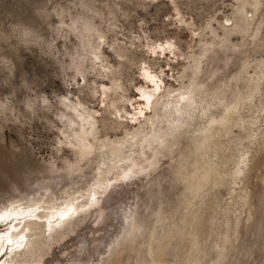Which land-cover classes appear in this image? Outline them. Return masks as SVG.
I'll list each match as a JSON object with an SVG mask.
<instances>
[{"label": "rangeland", "instance_id": "rangeland-1", "mask_svg": "<svg viewBox=\"0 0 264 264\" xmlns=\"http://www.w3.org/2000/svg\"><path fill=\"white\" fill-rule=\"evenodd\" d=\"M260 1L258 11L248 7L249 15H255L252 30L237 29L227 38L223 26L234 27L231 23L239 21L237 0H0V206L17 199L64 206L94 187L101 158L83 161L74 171L77 155L72 147L74 131L90 128L83 119L91 113L100 139L121 140L146 118L157 117L182 82H202L211 92L225 83L234 86L244 62L264 59L263 49L254 50L264 42V0ZM98 41L105 64L119 71L114 76L95 64ZM155 44L174 46L160 50ZM195 56L200 63L193 73ZM103 82L118 85V94H104ZM143 91L152 92L156 102L148 105ZM114 99L133 119L115 118ZM256 109L245 114H257L255 128L263 130L264 112ZM178 152L162 159L160 177L129 175L117 182L102 197V208L55 242L37 264L101 263L111 249L125 243L134 216L145 223L160 205L168 213L175 210L183 185L173 179L169 164L175 163ZM263 160L264 151L253 154L247 181L251 203L230 213L241 223L221 264H264V165L259 169ZM231 191L229 186L219 189L222 207L231 201ZM216 219L221 232L226 217L221 212ZM215 255L214 251L209 256L210 264ZM167 258V264H178L172 254ZM135 261L134 255L131 264Z\"/></svg>", "mask_w": 264, "mask_h": 264}, {"label": "bare ground", "instance_id": "bare-ground-1", "mask_svg": "<svg viewBox=\"0 0 264 264\" xmlns=\"http://www.w3.org/2000/svg\"><path fill=\"white\" fill-rule=\"evenodd\" d=\"M237 1L239 21L231 23L234 27L223 26L227 38L237 29L251 31L255 15H249L248 7L256 12L261 4L260 0ZM85 27L92 31L89 24ZM104 36L99 35V38ZM100 45L98 41L97 50H93L95 64L107 68L114 76L118 69L105 64L107 58ZM150 46L152 49L153 45ZM260 49L264 50L263 41L254 50ZM193 60L197 66L192 72L196 73L200 59L195 56ZM185 73L187 71L182 78L186 77ZM233 80L234 86L228 88L225 83L212 92L202 82L187 85L182 82L181 90L171 94L159 112L156 111L157 117L146 118L144 125L141 123L132 135L121 140L100 139L95 114L84 118L90 128L74 131L76 142L71 146L76 150L77 160L73 170H80L83 161L101 158L97 165V182L87 194L71 198L64 206H46L39 201L31 204L19 199L0 206V264H37L55 242L64 240L80 221L102 208V197L110 193L117 182L128 179L129 175L156 173L160 177L162 159L176 151H179L178 158L174 164H169L173 179L183 185L176 209L168 213L160 205L154 218L145 223L134 216L130 230L124 235L125 243L111 249L107 259L98 264H131L134 255L135 264L147 261L167 264L169 254L178 264H210L209 256L214 251L213 264H221L234 246L241 223L239 217L231 219L230 213L240 204L251 203L252 189L247 181L254 168L253 154L264 151V129L255 128L257 114L248 115L250 117L245 114V110L251 114L255 108L264 112V59L255 64L244 62ZM102 87L108 97L119 88L104 82ZM143 96L148 105L156 102L152 92L143 91ZM115 102L114 99L112 113L118 120L123 119L125 110ZM235 128L239 132L236 133ZM263 165L264 160L259 169ZM115 172H118L115 178L108 177ZM222 186L232 189V199L224 207L219 194ZM221 212L226 221L221 224L223 230L217 232L216 216Z\"/></svg>", "mask_w": 264, "mask_h": 264}, {"label": "snow or ice", "instance_id": "snow-or-ice-1", "mask_svg": "<svg viewBox=\"0 0 264 264\" xmlns=\"http://www.w3.org/2000/svg\"><path fill=\"white\" fill-rule=\"evenodd\" d=\"M226 23H231V21H226ZM164 47L170 48L171 46L167 45V46H164Z\"/></svg>", "mask_w": 264, "mask_h": 264}]
</instances>
